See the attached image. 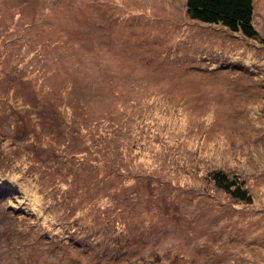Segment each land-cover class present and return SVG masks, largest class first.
I'll list each match as a JSON object with an SVG mask.
<instances>
[{
	"label": "rangeland",
	"instance_id": "1",
	"mask_svg": "<svg viewBox=\"0 0 264 264\" xmlns=\"http://www.w3.org/2000/svg\"><path fill=\"white\" fill-rule=\"evenodd\" d=\"M185 4L0 0V264H264V0L258 40Z\"/></svg>",
	"mask_w": 264,
	"mask_h": 264
},
{
	"label": "trees",
	"instance_id": "2",
	"mask_svg": "<svg viewBox=\"0 0 264 264\" xmlns=\"http://www.w3.org/2000/svg\"><path fill=\"white\" fill-rule=\"evenodd\" d=\"M252 2L253 0H186V14L189 19L207 24H219L226 27L234 34L240 33V35L246 39L251 38L258 40L260 39L259 34L252 22ZM124 166H126V164ZM206 177L217 189L229 195L234 200L248 204L252 203V197L246 188V184L243 178H241L237 173L224 169H213L206 173ZM3 184L4 185L0 187V202L8 200V202L11 203L14 198L20 202L16 206V209L20 210L18 212L20 213L21 210H25L23 201L26 200V196L25 198L16 196L17 192H14V190L19 191L16 184L10 182ZM27 214L33 215V212H28L22 214L21 216L23 217ZM121 222L117 225L121 224ZM22 233L23 231L20 232V234ZM92 240L93 245H95L96 240ZM104 252H106L104 256L113 257L118 260L122 259L121 256L120 258L115 257V254L118 252L114 251L111 247ZM112 261L118 262L117 260Z\"/></svg>",
	"mask_w": 264,
	"mask_h": 264
}]
</instances>
